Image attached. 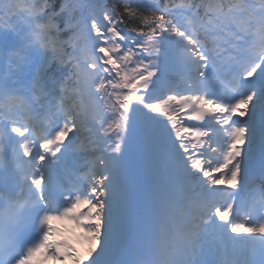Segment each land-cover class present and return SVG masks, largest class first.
Returning a JSON list of instances; mask_svg holds the SVG:
<instances>
[{
	"label": "snow or ice",
	"instance_id": "obj_1",
	"mask_svg": "<svg viewBox=\"0 0 264 264\" xmlns=\"http://www.w3.org/2000/svg\"><path fill=\"white\" fill-rule=\"evenodd\" d=\"M0 264H264V0H0Z\"/></svg>",
	"mask_w": 264,
	"mask_h": 264
}]
</instances>
